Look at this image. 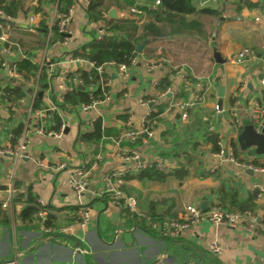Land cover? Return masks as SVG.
<instances>
[{"label": "crops", "instance_id": "0c3cea01", "mask_svg": "<svg viewBox=\"0 0 264 264\" xmlns=\"http://www.w3.org/2000/svg\"><path fill=\"white\" fill-rule=\"evenodd\" d=\"M245 1L186 0L184 5L190 11L182 13L184 22L194 21L196 25L188 29L181 26L172 36L144 43L145 54L139 53L136 63L127 66L124 78L115 66L105 65L104 72L109 75L107 97L95 107L81 111L79 105L74 109L56 105L64 93L58 85L66 71L90 68L86 61L70 63L69 53L87 43L90 32L96 33L102 23L89 22L85 5L81 0H74L67 24V42L54 41V35L46 42L55 3L20 0L21 10L16 17H11L10 24L2 22L1 25L14 44L9 54L0 50V61L8 62L0 69V80L10 86L21 84L27 97L30 83H37L35 97L42 91V96L38 97L42 99L39 108L54 107L52 113L65 124V130L59 138L29 132L27 156L17 162L15 169L16 204L6 210L9 223H0V264H264L263 232L254 235L241 228L213 225L204 220L182 236L168 239L139 215L153 217L150 214L153 210L158 216L177 217L187 204L200 206L202 201L207 205L220 204L222 191H234L244 198L253 190H257L253 212L260 217L264 214V170H250L229 157H217L207 137L208 131L216 134L219 147L227 149L228 155L232 154L230 142L235 141L241 163L264 161L263 154L250 155L254 146L236 140L245 120L264 121L263 1L258 0V6L247 4L254 0ZM148 2L136 0L138 5ZM153 3H149L151 7ZM38 6L40 10L35 11L33 7ZM129 7L112 5L109 9L114 8L117 17L124 18L120 13H125ZM29 15L35 17L34 31L28 30ZM140 15L145 19L141 23L151 19L144 12ZM41 23L46 26L43 49L38 46L40 39L36 31ZM214 46L225 62L214 61ZM244 48L251 53L236 62V54ZM22 57L30 58L37 66L30 80L12 69L13 62ZM42 57L50 63L41 66ZM42 68L45 73L46 69L52 72V80L47 79L46 74L48 85L44 89L38 85ZM11 70L19 76L9 75ZM166 75L170 84L160 92L157 85ZM219 84L222 97H218ZM195 92L200 94V100L189 107L187 117L182 118L178 105ZM3 104L0 102V146L11 145L13 136L7 133H13L27 114L24 103L19 102L10 109ZM164 104L163 112L153 123V137L146 142L141 140L136 148H130L127 141L120 139L128 127L140 129L147 113ZM97 118L111 133L98 143L79 141V133L90 130ZM5 125L8 130L3 128ZM119 148L136 150L139 160L151 166L159 161L170 166L168 172L156 168L165 175L162 180L124 178L125 193L136 200V215L130 212L133 217L129 218L109 203L103 191L105 171L118 169L125 171V175L137 173L135 161H124ZM61 164L64 167L57 170ZM12 165V156L0 154V201L6 196ZM77 169L86 174L89 183L81 193L75 192L68 183L69 176ZM29 189L35 200L42 199L55 214L56 223L50 226V231L41 229L36 201L31 218L21 217ZM153 202L155 208L151 209ZM81 207L90 210V218L83 226L75 216ZM114 211L117 216L112 218ZM216 239L222 247V253L217 256L208 249V244Z\"/></svg>", "mask_w": 264, "mask_h": 264}, {"label": "trees", "instance_id": "16d2710c", "mask_svg": "<svg viewBox=\"0 0 264 264\" xmlns=\"http://www.w3.org/2000/svg\"><path fill=\"white\" fill-rule=\"evenodd\" d=\"M56 5L57 14L68 13L74 0H52ZM149 2L143 5H138L136 0H88L85 11L88 16V21L92 23H102L99 29L103 30V34L99 39L95 37V32L91 31V38L87 43L82 44L78 49L71 51L69 54L72 58L82 59L93 63L94 66H101V71L97 72L95 67L89 70L77 67L73 72L68 71L65 73V77L72 81L73 77L76 75L80 79L82 87H78V84L73 85L72 89L66 90L61 97V102H56L61 108L74 109L79 104H88L93 100H102L108 87L102 88V84L109 77L106 72H104L103 67L107 64H111L116 68L120 64L129 65L130 59L141 54H145V49L141 48L140 52H137V45L148 44L150 42L162 39L168 35H174L181 30V26L185 28H192L196 23L191 21L185 23L182 13L190 11L185 7L184 3L186 0H160V4L155 7H151L150 2L155 0H148ZM247 1V0H246ZM245 1V2H246ZM38 3L42 0H37ZM247 4L258 6L259 1L254 0L253 3L247 1ZM115 6L117 8H127L129 6H136L142 12L150 15V20L143 22L141 24L134 23L133 20L128 18H112L108 16V9L110 6ZM239 6H237L238 8ZM35 11H39L40 7H33ZM0 9L6 14L15 18L17 13L21 10L20 0H0ZM3 23H11L9 20L0 19ZM57 22V20H56ZM46 26L41 23L37 28V32L40 35L45 36ZM54 37L53 40H62L63 34L58 32L57 24L53 26ZM145 43V44H144ZM37 44V43H36ZM41 45L38 41V46ZM12 69L19 73L25 80H30L31 77L37 71V66L28 57H22L13 62ZM170 82L168 76L161 78L157 88L158 91L164 92L169 86ZM40 88H46L48 85L46 79V73L44 68L41 69L39 74ZM26 96V90L21 84H16L10 86L6 81L0 87V102L8 101L13 105L17 104V101ZM53 102L54 97L52 96ZM42 104V99L38 97L34 98L33 108L38 109ZM164 105L155 106V110H151L145 118V123H154L158 119V116L164 110ZM126 120V117H121ZM23 125L20 123L17 127L13 129V137L10 139L11 145L16 144V138L21 134ZM111 133V129L103 127L99 118L93 121L92 127L86 132L79 133V141L87 144L98 143L105 136ZM207 137L210 139L211 150L217 152L219 150V145L217 143L218 137L212 132H207ZM141 144V137L137 138L133 142H128L130 148H136ZM230 147L232 151L233 158L238 162H243L239 156V152L236 149L235 141L230 142ZM132 150V149H129ZM250 164L254 166L264 167V161L262 163H257L252 161ZM134 176L137 179L150 178L153 180H162L165 175L158 171L154 166L146 167L140 169L134 175H124V178L128 179ZM28 189V188H27ZM221 194V203L223 207H229L227 209L232 211H245L254 210L256 207L255 198L257 196V190H253L248 193L244 198H240L237 192L229 191L227 193ZM37 201L32 196L30 189L27 194H25V202H27L20 215L23 219H30L31 214L34 211V202ZM227 205V206H224ZM150 207L155 208V203H151ZM37 211V207H35ZM151 216L154 218L159 217V214H155V211L150 210ZM121 213L129 218L133 217L132 212L127 209L121 210ZM136 215V214H135ZM135 217V216H134ZM261 222L264 224V214L261 217ZM0 223H9V216L6 210L2 209L0 206ZM56 223V216L54 213H47L43 224L46 227L53 226ZM51 228V227H50Z\"/></svg>", "mask_w": 264, "mask_h": 264}, {"label": "built area", "instance_id": "2783aa9c", "mask_svg": "<svg viewBox=\"0 0 264 264\" xmlns=\"http://www.w3.org/2000/svg\"><path fill=\"white\" fill-rule=\"evenodd\" d=\"M82 3L85 5L88 2V0H81ZM204 2L210 1V0H203ZM263 1V15H264V0ZM160 0H155L152 7H155L156 5L160 4ZM142 11L138 9L136 6L129 7L128 11L121 12L120 14L123 15L124 18H128L134 21L136 24H140L145 19L140 15ZM70 9L68 13L64 14H57L56 12V5L54 7V13L51 17V20L49 21V27L46 32V42H49L51 38L54 35L53 26L57 24V30L58 32H61L63 34L62 41L63 44L67 42V24L70 20ZM0 19L5 20H11V16L6 15L1 9H0ZM144 19V20H143ZM57 20V22H56ZM28 22H29V31H34V24H35V17L34 15L28 16ZM2 22L0 21V50L3 54H9V52L12 49V45L14 44L10 36L7 32L2 30ZM103 34L102 29H97L95 33V37L99 39L101 35ZM250 49L244 48L240 50L236 56L235 61L241 62L245 59L247 55H249ZM70 63L74 62H82L85 60L78 59V58H68ZM137 61V57H133L129 61V65L135 64ZM50 63L49 60L45 59V57H42L41 66ZM88 62V61H86ZM90 68L96 69L97 72L101 71V66H94L93 63L88 62ZM8 65V62L6 59L0 61V69L5 68ZM128 65L120 64L117 67L118 72L124 78L126 76V69ZM89 68V69H90ZM88 69V70H89ZM68 72V71H66ZM65 72V73H66ZM65 73L63 74V78L61 80V83L58 85L59 90H63L65 92L66 90L72 89L73 85L75 84H81L80 79L76 77V75L73 77L72 81H70L68 78L65 77ZM47 79L52 80V72L49 69H46ZM12 77H18L19 75L16 74L14 70H11V73L9 74ZM261 84H264V77L261 79ZM2 85V81L0 80V87ZM108 87V81H104L102 84V88ZM37 93V83L31 84L30 83V92L28 93V97L26 96V102H24L25 98H21L17 101V104L24 103L27 107V114L23 118L22 124L23 129L21 134L17 137L16 144L14 146H11L9 144L0 146V154L10 155L13 157V165L11 168V172L9 175V180L7 183L6 188V196L0 201V206L2 209L7 210L9 208H13V206L16 204V193L17 190L15 189V169L17 166V162L20 159L25 158L26 150L28 142L30 141V135L29 132L33 131L36 134L39 135H47V136H53L55 138H59L63 135L65 130V124H63L53 115L52 111L55 110L54 107L49 109H34L33 108V101ZM108 90H106V93L104 95V98L107 97ZM103 100V99H102ZM102 100H93L92 102L88 104H79V107L81 111H87L93 107ZM200 100V94L198 92H195L188 100L184 101L183 103L179 104L181 111V117L186 118L187 117V109L193 105H195ZM4 106L8 109L14 108V105L11 102L8 101H2ZM174 105H171L170 107H173ZM218 106H215V109H217ZM149 113H147L148 115ZM146 115V116H147ZM126 125L129 126L128 121L126 122ZM3 128H7L8 126L5 125ZM7 136L11 137L12 132L9 134L7 133ZM141 137V140L143 142H146L149 138L153 137V123L146 124L143 123L142 127L140 129H132L131 127L127 128L122 136H120V139L123 141L133 142L137 138ZM118 144V143H117ZM122 152L120 156L122 159L126 162L135 161L134 169L136 172H138L140 169L150 167L146 162L140 161V154L136 150H127L124 148H119ZM215 155L217 157H229L228 159L235 162L237 165L241 167H245L250 170L255 171H263L264 167L254 166L250 163H240L234 160L232 154H227V149L219 148L217 152H215ZM155 168L163 171L168 172L170 171V166L163 163L162 161H159L157 164L153 165ZM64 167V164H61L57 167L58 169H61ZM125 171L113 169L109 171H105L102 175V183H103V191L106 195L109 197V203L116 209V210H123L127 209L130 212H136V200L134 197L129 196L124 191V179ZM68 183L72 187V189L77 192L81 193L84 192L87 189L88 178L85 173H83L81 170H74L71 175L68 178ZM36 207L40 221L42 223L41 229L43 231H50L51 228L46 227L43 224V221L50 211L45 206V203L42 199H37L36 201ZM139 214V213H137ZM139 215L144 216L146 218L153 230H156L159 232L162 237L168 238V239H174L182 236L184 232L195 225L199 224L201 221H208L213 225H226L230 228H241L247 232H250L251 234L258 235L259 233H264V224L261 222V217L258 216L256 213H254L252 210H245V211H232L229 210L223 206H221L218 202H212L207 205L206 210H201L200 206L198 204L192 203L187 204L184 206L183 211L181 214L177 217H169V216H159L157 218L150 217L148 215H144L140 213ZM75 216L77 217L79 223L81 226L86 225L90 218V210L87 207H81L78 208L75 212ZM209 251L217 256L222 253V247L219 244L218 240H212L208 244Z\"/></svg>", "mask_w": 264, "mask_h": 264}, {"label": "water", "instance_id": "95a60500", "mask_svg": "<svg viewBox=\"0 0 264 264\" xmlns=\"http://www.w3.org/2000/svg\"><path fill=\"white\" fill-rule=\"evenodd\" d=\"M260 2L262 0H259ZM263 7V5H262ZM108 16L112 18H117V14L114 8L109 9ZM143 44L137 45V52L141 51ZM212 56L216 63H223L226 61L225 58L221 57V54L219 53L216 46L212 47ZM80 87V86H78ZM223 91L221 89V85H218V97H222ZM42 96V91L38 92V97ZM221 103V101H218V105ZM236 140L238 142H243L247 146H254V148L251 150L250 155L253 154H263L264 155V121L259 122L258 119H247L243 122V126L241 127V130L236 135ZM201 210L207 209V202L202 201L200 203ZM117 216V212L114 211L112 213V218H115ZM185 256V255H184Z\"/></svg>", "mask_w": 264, "mask_h": 264}, {"label": "rangeland", "instance_id": "374dc122", "mask_svg": "<svg viewBox=\"0 0 264 264\" xmlns=\"http://www.w3.org/2000/svg\"><path fill=\"white\" fill-rule=\"evenodd\" d=\"M39 42H40V44H41V46H42V49L44 48V46H43V42H45V36H44V39L42 38V35H40L39 34ZM16 107V106H15Z\"/></svg>", "mask_w": 264, "mask_h": 264}]
</instances>
